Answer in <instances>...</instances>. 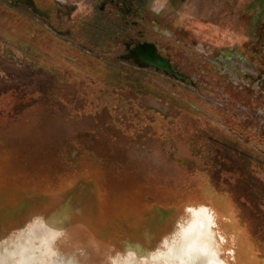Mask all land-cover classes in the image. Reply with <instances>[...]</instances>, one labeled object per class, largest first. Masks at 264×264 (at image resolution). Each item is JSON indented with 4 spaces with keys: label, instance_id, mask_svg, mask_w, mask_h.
Segmentation results:
<instances>
[{
    "label": "rangeland",
    "instance_id": "obj_1",
    "mask_svg": "<svg viewBox=\"0 0 264 264\" xmlns=\"http://www.w3.org/2000/svg\"><path fill=\"white\" fill-rule=\"evenodd\" d=\"M36 1L0 0V244L58 217L55 251L113 264L207 208L224 264H264V0Z\"/></svg>",
    "mask_w": 264,
    "mask_h": 264
},
{
    "label": "bare ground",
    "instance_id": "obj_2",
    "mask_svg": "<svg viewBox=\"0 0 264 264\" xmlns=\"http://www.w3.org/2000/svg\"><path fill=\"white\" fill-rule=\"evenodd\" d=\"M214 224L209 209L193 211L186 225L156 252L129 246L124 259L113 264H224L218 255ZM61 226L58 217L45 224L27 226L23 233L0 244V264H80L55 251L54 241Z\"/></svg>",
    "mask_w": 264,
    "mask_h": 264
},
{
    "label": "water",
    "instance_id": "obj_3",
    "mask_svg": "<svg viewBox=\"0 0 264 264\" xmlns=\"http://www.w3.org/2000/svg\"><path fill=\"white\" fill-rule=\"evenodd\" d=\"M11 1L14 6L18 4L28 5L32 8L33 12L41 17H47V13L39 10L36 7L35 0H8ZM54 30V29H53ZM130 58L140 64L147 65L150 68H154L167 75L175 77L179 81H184L186 84H191L190 80H187L185 76L175 72L171 62L168 58L162 56L158 52V48L153 43H140L135 48L130 50Z\"/></svg>",
    "mask_w": 264,
    "mask_h": 264
},
{
    "label": "flooded vegetation",
    "instance_id": "obj_4",
    "mask_svg": "<svg viewBox=\"0 0 264 264\" xmlns=\"http://www.w3.org/2000/svg\"><path fill=\"white\" fill-rule=\"evenodd\" d=\"M99 1H100V5L98 7V12L100 14H102V15L107 12L106 10H107V6L108 5H112V6H114L116 8L118 17H121V19L124 22L128 21V19L131 18V17H134V16L138 17V15H139L137 12H134L133 9L129 7V4H128L129 0H99ZM36 2L37 1L35 0V3ZM58 2H60V1H58ZM45 13H47V15H48L45 18L49 19L51 17V14L49 12H45ZM126 24H127V22H126ZM51 28L56 30L52 26H51ZM58 33L61 34V35H64L62 32L58 31ZM138 44H140V43H138ZM127 47L130 48L129 49V53H130L131 44L130 43L127 44Z\"/></svg>",
    "mask_w": 264,
    "mask_h": 264
},
{
    "label": "crops",
    "instance_id": "obj_5",
    "mask_svg": "<svg viewBox=\"0 0 264 264\" xmlns=\"http://www.w3.org/2000/svg\"><path fill=\"white\" fill-rule=\"evenodd\" d=\"M255 2H256V0H255ZM261 3V2H260Z\"/></svg>",
    "mask_w": 264,
    "mask_h": 264
}]
</instances>
